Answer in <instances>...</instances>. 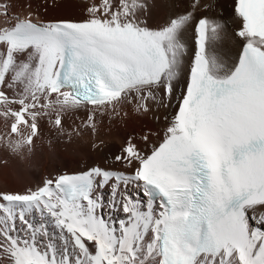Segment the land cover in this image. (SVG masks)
Segmentation results:
<instances>
[{"label":"snow or ice","instance_id":"obj_1","mask_svg":"<svg viewBox=\"0 0 264 264\" xmlns=\"http://www.w3.org/2000/svg\"><path fill=\"white\" fill-rule=\"evenodd\" d=\"M146 7L123 0L112 10L105 0L86 21L0 27V115L13 118L11 132L29 129L31 146L42 117L62 129V114L83 105L147 110L154 89L171 97L192 17L151 29L138 18ZM234 11L246 42L238 64L219 70L208 44L220 26L199 18V51L166 138L147 155L128 144L116 159L130 172L93 167L0 193V252L10 264H264V231L250 225V211L264 207V0H236ZM104 187L109 212L123 218L98 211Z\"/></svg>","mask_w":264,"mask_h":264},{"label":"bare ground","instance_id":"obj_2","mask_svg":"<svg viewBox=\"0 0 264 264\" xmlns=\"http://www.w3.org/2000/svg\"><path fill=\"white\" fill-rule=\"evenodd\" d=\"M144 2L147 7L143 12L138 13V18L142 25L151 29H159L170 19L180 15L190 14L192 17V21L185 26L182 32L181 42L183 49L180 57L178 77L173 81L174 90L172 96L166 97L162 90L154 89V98H146L147 110H141L135 101L118 105L116 109H118L121 114V118L117 121L118 125L114 129L106 134L86 135L82 138L85 148L76 147V151L74 150L76 155H73V149L70 147V149L66 147V150L63 151L62 154H64V156L76 157L85 155V157L90 160V165H88L90 167L75 171H66L65 164L67 162L61 161L60 165H54L51 169L42 166L38 170V175L37 173H28V176L23 179V183L27 185L28 181L31 182V180L28 179V177H30L32 180H37L35 186H27L28 188L25 187V190H19L14 189V184H11L7 180H3V183L0 185L1 190L4 188H12L11 190L15 192L19 190V192L25 193L30 190H37V188L40 186L42 187L47 180L57 179L59 175L80 173L90 170L93 167H100L117 173L130 172V168L116 159L123 154L128 144H134L141 151L142 155L151 154L153 149L166 138L167 128L173 116L176 114L179 98L185 91L190 62L194 52V27L199 18H208L210 22L220 26L218 29L219 35L208 44V55L217 62L219 70L227 72L235 67L241 46L245 42L236 34V30L241 28L242 20L234 11L235 0H195V3L194 0H144ZM9 3H11L10 6H8ZM108 3L111 5L112 10H118L123 0H108ZM114 3H118L119 5H114ZM23 4H26L27 7L22 10L19 17H15L17 13L21 11V6ZM104 6L105 0H0V27H3L2 23H5L4 27L14 25L17 22L16 18H23L24 20L29 18L38 23L57 21L82 22L90 18V10L93 8H99L100 11L96 12L95 15L101 16ZM4 12L7 15L9 14V16ZM89 106L91 107L92 105H83L76 110L66 112L65 125L69 124V122L73 124L74 122H78L76 120L78 118L80 119L83 114L88 115L87 107ZM93 108L96 109L95 106H93ZM108 109H110V107L107 108V110ZM107 110H105V112ZM105 112L103 111V113ZM7 119L8 117L0 115V128L5 125V120ZM45 130V127H43L41 134L35 138V144H38V142L40 143L43 136H45V138L47 136V140H49L48 138L50 137ZM28 135H26V137ZM27 145L26 149H29ZM3 149H0V158L9 161V154L7 155ZM6 149H8L7 146ZM10 162L12 163V161ZM24 167L25 165L22 168L25 169ZM63 170H65V172H63ZM107 188L109 187H104L99 190V193L103 196L102 203L105 207L98 211L106 217L109 215H112L113 218L124 217L125 214L123 212H116L114 214L109 212V205L113 200V196L110 195L111 191L109 192L106 190ZM29 218L31 219V217ZM35 220H39L38 215ZM250 225L254 230L264 231V207H257L250 211ZM0 264H10L6 254L2 252H0Z\"/></svg>","mask_w":264,"mask_h":264},{"label":"rangeland","instance_id":"obj_3","mask_svg":"<svg viewBox=\"0 0 264 264\" xmlns=\"http://www.w3.org/2000/svg\"><path fill=\"white\" fill-rule=\"evenodd\" d=\"M117 4L118 3H114V5H117ZM10 5H11V3L8 4V6H10ZM26 7H27V5L23 4L21 6V11H19L17 13V16H15V17H19L21 15L20 13L22 12V10ZM7 16H9V14ZM36 23H38V22H36ZM2 25L4 27L5 23H2ZM3 91L6 92L8 97H10V98H17L16 94H17L18 90L14 91L12 88H4ZM5 107L6 106L3 103H0V113H2L4 111ZM7 107L9 109H17L18 110L20 106L18 103H11L10 105H7ZM57 108H58V106H57ZM93 109H95V108H93V106L87 107L88 115L83 114L82 117H80V119L78 118L76 120L79 123L74 122V124L69 122V124L65 125L64 122L66 120L65 117L67 114H66V112L63 113L62 116H63V123L64 124H63L62 129H58L56 126H54L49 117H47V116L42 117L38 121V123H39V135L43 131V127H45V129H46L45 131L47 132V134L49 135L50 138H48L49 140H47V136H46V138H45V136H43L40 143L38 142V144L34 143L35 142V139H34V141H33L34 145L32 144L31 147L29 145H27V143L25 144V142H24L27 139L26 135H28L29 129L24 128L23 125H19L18 127L21 129L20 133H22V134H13L11 132V126H12L14 120L11 116H8V119L5 120V125L0 128V139H1L0 140V149L4 148L3 150H5L7 155L9 154L8 156H9L10 160L5 161V160H2L0 158V185L3 183V180H7L11 184L15 185V186L13 185L15 187L14 189L25 190L24 189L25 187L35 186L37 183V180H34V179L32 180V178H30V177H28V179L31 180V182L28 181L27 185H25V183H23L24 182L23 179L28 176V173H33V174L37 173V175H38V170L42 166H45V167H48L49 169H51L54 165H56V166H57V164L60 165L61 161L67 162L65 164V167L67 169L66 171H75L78 169H83L85 167L86 168L90 167V166H88V165H90V160L88 158H86L85 155H80V156L75 157V156H64V154H62V153H63V151L66 150V147H67V149L70 147L73 149V153H74L73 155H76V153H75V151L77 149L76 147L85 148V145H83L84 142H83L82 138H84L86 135L106 134V133H109L112 129H114L118 125L117 121H119L121 118V114L119 113L118 109L113 111L110 108L106 112L104 111L105 113L98 111V110L96 111V109L95 110H93ZM55 115H56V111L53 110L52 116L54 117ZM92 117H94V120L92 119ZM105 119H106V121H105ZM111 119H112V121H111ZM93 123H94V126H93ZM77 127H78V129H77ZM24 129H25V131H24ZM72 129H75V130H72ZM71 131H73V132H71ZM25 132H26V134H25ZM19 135H20V137H19ZM12 136H15V137H12ZM14 138H16V139H14ZM16 141L21 144V147L18 150L17 149L14 150L15 144H17ZM26 145H27V148H31V150L26 149ZM6 146L8 149H6ZM24 150H26V151H24ZM28 151H32V152H28ZM10 161H12V163ZM24 165H25V167H24L25 169L22 168ZM58 167H60V166H58ZM63 172H65V170H63ZM37 179H39V178H37ZM11 189L12 188H10V189L4 188L2 190L0 189V193H7V194L20 193V194H23L21 191L19 192V190L15 192L14 190H11ZM106 190L110 192L111 188L109 187ZM121 218H123V217H121ZM19 223L20 222L17 221L18 225H19Z\"/></svg>","mask_w":264,"mask_h":264}]
</instances>
